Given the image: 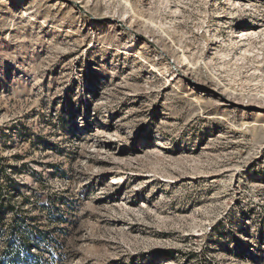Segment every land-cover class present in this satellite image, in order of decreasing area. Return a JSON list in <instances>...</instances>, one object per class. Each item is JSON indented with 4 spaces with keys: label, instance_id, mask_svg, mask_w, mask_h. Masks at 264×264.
I'll list each match as a JSON object with an SVG mask.
<instances>
[{
    "label": "rangeland",
    "instance_id": "rangeland-1",
    "mask_svg": "<svg viewBox=\"0 0 264 264\" xmlns=\"http://www.w3.org/2000/svg\"><path fill=\"white\" fill-rule=\"evenodd\" d=\"M0 200L31 264H264V0H0Z\"/></svg>",
    "mask_w": 264,
    "mask_h": 264
},
{
    "label": "trees",
    "instance_id": "trees-1",
    "mask_svg": "<svg viewBox=\"0 0 264 264\" xmlns=\"http://www.w3.org/2000/svg\"><path fill=\"white\" fill-rule=\"evenodd\" d=\"M8 210L12 216L8 222L10 228L8 230H4V218L7 213L6 211ZM15 216L16 211L13 206L10 205V201L7 200V202L4 203L3 200H0V235L9 234V236H7L8 241H6L5 247L2 249L0 254V264H31V261H29L30 258L37 262L36 255H34L30 250L33 245L28 243L29 241L27 237L23 236L19 232V221ZM16 243L18 246L15 245ZM35 247L37 248V246Z\"/></svg>",
    "mask_w": 264,
    "mask_h": 264
},
{
    "label": "bare ground",
    "instance_id": "bare-ground-1",
    "mask_svg": "<svg viewBox=\"0 0 264 264\" xmlns=\"http://www.w3.org/2000/svg\"><path fill=\"white\" fill-rule=\"evenodd\" d=\"M249 33H252V31L251 30H246V29L241 30V35H246V34H249Z\"/></svg>",
    "mask_w": 264,
    "mask_h": 264
}]
</instances>
